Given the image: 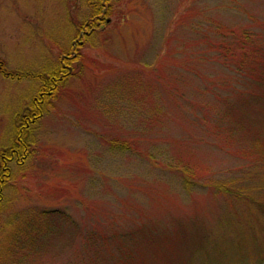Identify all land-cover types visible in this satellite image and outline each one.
<instances>
[{
    "label": "rangeland",
    "instance_id": "1",
    "mask_svg": "<svg viewBox=\"0 0 264 264\" xmlns=\"http://www.w3.org/2000/svg\"><path fill=\"white\" fill-rule=\"evenodd\" d=\"M238 38L264 49V0H0V167L65 75L1 182L0 264H264V85L226 62Z\"/></svg>",
    "mask_w": 264,
    "mask_h": 264
},
{
    "label": "trees",
    "instance_id": "2",
    "mask_svg": "<svg viewBox=\"0 0 264 264\" xmlns=\"http://www.w3.org/2000/svg\"><path fill=\"white\" fill-rule=\"evenodd\" d=\"M95 1V0H90ZM102 2V1H101ZM104 2H112V0H104ZM98 7V5H97ZM104 10L106 12H104ZM112 11V8H110V5L106 6H100L97 8V11L91 16L90 19H88L85 24H82L81 28L82 30H86L91 28V26L98 21V19H101L105 14H110ZM95 21V22H94ZM93 22V23H92ZM92 24V25H91ZM81 30V31H82ZM245 36H251V33L249 32H244ZM245 42L244 38H238L235 41H232V45L230 46V43H224L223 47H221V50L224 51V56L226 62L228 60H234L237 59L239 60L238 62H233L238 68H241L240 70L244 71L245 73L248 72L249 75H255L260 78V81H262V84L264 85V54L261 55V53H264V49L250 45ZM245 46H248L249 51H251V59L254 61L255 59H258L262 63H255L253 66L247 68L245 64L250 63L249 57L245 54L243 57L241 56V51L245 49ZM258 57H261L260 59ZM261 65V67H260ZM247 68V69H246ZM247 70V72L245 71ZM64 73H62V67L60 69L54 70L51 72L50 78L48 79H43V86H42V92H41V99L39 100L40 102L33 104L31 112H29L27 115H25L22 118V121H26L25 123H29V120L34 123L37 119H39L42 116V112H44V109L48 105V101L46 100L49 98V96H52L53 91H57L58 85L61 83L62 80H64ZM63 78V79H62ZM264 87V86H263ZM21 121V128L18 131V136L17 140L15 141L14 145L11 146L8 150H6V153L2 156V165L0 167V173L4 176L1 181H0V196H1V191L3 188V184L1 185V182H7L8 178L10 176V168L8 167L9 162H12L13 160H21V158H24L28 153H29V143L27 142V137L26 136V131L27 127L23 126V122ZM236 124H241L244 125L240 120L236 119L235 121ZM27 128V129H26ZM26 129V130H25ZM254 139L258 140L260 137L263 135L264 132V124L260 125L259 122H257L254 126ZM1 200V199H0Z\"/></svg>",
    "mask_w": 264,
    "mask_h": 264
}]
</instances>
